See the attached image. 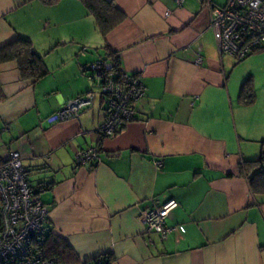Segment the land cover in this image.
Listing matches in <instances>:
<instances>
[{
	"label": "crops",
	"instance_id": "1",
	"mask_svg": "<svg viewBox=\"0 0 264 264\" xmlns=\"http://www.w3.org/2000/svg\"><path fill=\"white\" fill-rule=\"evenodd\" d=\"M103 1L123 15L105 37L81 0H0V48L27 39L47 69L23 78L16 61L0 62V160L20 152L50 233L81 262L111 254L110 264H264V194L250 183L264 108L255 93L240 100L213 37L207 6L227 0ZM110 52L145 92L134 119L105 137L88 65ZM89 91L76 117L47 122ZM88 147L97 159L76 165ZM169 199L178 205L163 239L141 214Z\"/></svg>",
	"mask_w": 264,
	"mask_h": 264
},
{
	"label": "built area",
	"instance_id": "2",
	"mask_svg": "<svg viewBox=\"0 0 264 264\" xmlns=\"http://www.w3.org/2000/svg\"><path fill=\"white\" fill-rule=\"evenodd\" d=\"M181 4L183 0H175ZM210 28L220 55L242 60L264 47V0H227L223 6H207ZM99 87L104 105L103 121L98 127L105 137L113 136L134 119L133 103L143 98L145 87L138 74L115 71L108 57L88 65ZM89 91L71 99L46 118L47 122L64 121L78 115L79 109L92 103ZM97 147L75 154L76 165L97 159ZM174 199L142 211L146 232L165 238L171 228L165 225L169 213L177 207ZM47 207L34 194L21 164L19 151L11 150L0 160V264H56L44 256Z\"/></svg>",
	"mask_w": 264,
	"mask_h": 264
},
{
	"label": "trees",
	"instance_id": "3",
	"mask_svg": "<svg viewBox=\"0 0 264 264\" xmlns=\"http://www.w3.org/2000/svg\"><path fill=\"white\" fill-rule=\"evenodd\" d=\"M81 1L94 16L96 26L104 37L123 17L121 13L112 14L109 12L103 0ZM260 50H264V47L255 52ZM107 55L113 64L114 70L119 71L120 64L117 57L111 52ZM9 60L17 62L23 78L39 79L47 73L41 58L33 52L32 45L27 39L19 37L0 48V62ZM250 84L251 78H248L240 86L239 97L242 102L252 103L254 100V93ZM261 143L264 146V139H262ZM251 164L257 168L250 181L252 191L264 194V150H262L260 157L252 161ZM34 194L37 195L35 191ZM45 227L47 234L43 244L44 256L48 259H55L56 264H110L112 262L113 257L111 254L100 255L90 263L81 262L67 243L50 233L46 224Z\"/></svg>",
	"mask_w": 264,
	"mask_h": 264
},
{
	"label": "rangeland",
	"instance_id": "4",
	"mask_svg": "<svg viewBox=\"0 0 264 264\" xmlns=\"http://www.w3.org/2000/svg\"><path fill=\"white\" fill-rule=\"evenodd\" d=\"M222 5L223 3H216ZM224 59L232 62L231 77L239 78L240 85L248 78H251V89L257 97V105L264 108V50L252 53L242 60L230 58L224 54Z\"/></svg>",
	"mask_w": 264,
	"mask_h": 264
}]
</instances>
